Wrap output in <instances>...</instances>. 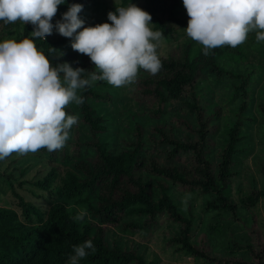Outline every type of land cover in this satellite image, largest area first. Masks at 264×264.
Wrapping results in <instances>:
<instances>
[{
    "label": "trees",
    "instance_id": "1",
    "mask_svg": "<svg viewBox=\"0 0 264 264\" xmlns=\"http://www.w3.org/2000/svg\"><path fill=\"white\" fill-rule=\"evenodd\" d=\"M132 1L121 0V5ZM91 2L94 0H65L58 6L52 23L55 25L61 20L58 18L70 4L83 6L80 17ZM180 2L142 0L141 9L151 15L150 27L166 37L174 33V25L181 30L187 27L189 17L177 15ZM16 30L15 40L33 39L53 66L67 62L73 68H83L87 71L83 78H87L88 72L97 71L92 62L88 66L78 64L82 57L77 60L67 57L69 38H34L31 24L20 23V30ZM192 44L193 40L189 38L176 55L160 57L162 68L156 75L140 70L138 75L144 76L140 81L141 91L150 94L155 104L150 109L138 111L137 115L147 123L142 125L135 120L119 144L103 139L106 131L104 118L93 105L98 102L112 104L110 93L106 92V95L96 89L100 81L78 90L84 103L75 104V108L78 121L89 136L84 140L86 145L71 161L68 158L59 161L61 171L57 165H50L42 177L32 181L40 190H47L55 184L53 191H46L49 201L43 208L25 202L20 195H16L18 209L0 205V264H66L73 254V246L87 240L92 241L95 251L86 250L88 255L81 259L82 264H128L132 261L150 264L137 253L128 236L150 229L153 223L156 224V218L163 214L178 225L170 242L176 244L177 253L192 256L189 258L193 264H247L240 258L229 262L209 257L211 255L199 249L195 236L191 237L195 230L193 218L183 215L168 194L169 185L187 186V190L204 196L202 211L208 213L212 210L209 217L231 215L230 223L240 220L244 225L242 214L247 210L250 215L251 207L264 196L263 187L243 195L238 202L229 197L228 179L232 173H237L232 155L242 150L243 147L240 149L237 145L245 142L243 140L248 135L241 129L242 113L252 110L244 100L248 94L245 87L251 81L252 72L251 66L244 61L245 53L241 46H224L204 55L202 45L192 51ZM229 62L231 65L238 62L241 67L232 68ZM263 67L261 65L260 70ZM256 82L255 78L250 83ZM230 90L228 104L236 112L227 122L222 119V107L215 95H229ZM259 93L264 100V89ZM252 100L251 97L250 104L253 105ZM65 110L69 114L68 108ZM256 111L264 119V101L256 103ZM170 116H175V125L173 121L168 123ZM218 146L221 151L214 156ZM47 152V161L51 164L55 160L54 151ZM77 205L87 212L80 220L75 219L80 212ZM240 238L230 241V252L237 249L248 257L252 254V245L245 233ZM254 256L257 257L255 264H263L259 254Z\"/></svg>",
    "mask_w": 264,
    "mask_h": 264
},
{
    "label": "clouds",
    "instance_id": "2",
    "mask_svg": "<svg viewBox=\"0 0 264 264\" xmlns=\"http://www.w3.org/2000/svg\"><path fill=\"white\" fill-rule=\"evenodd\" d=\"M189 17L187 36L210 50L236 48L255 32L257 42L264 41V0H182ZM65 0H0V21L5 24H31V36L44 40L56 32L71 40V48L86 55L97 71L73 68L69 63L52 62L27 37L0 42V160L13 153L27 155L41 149L61 150L69 139V130L78 124L69 115L70 103L82 105L77 90L95 81L114 87L133 84L140 70L156 75L162 68L158 54L161 31H154L151 15L129 3L107 13L110 23L84 26L79 18L83 6L72 3L61 20L52 23L58 6ZM52 51H56L52 49ZM80 210L75 219H83ZM95 251L91 240L73 246L68 264H79Z\"/></svg>",
    "mask_w": 264,
    "mask_h": 264
},
{
    "label": "rangeland",
    "instance_id": "3",
    "mask_svg": "<svg viewBox=\"0 0 264 264\" xmlns=\"http://www.w3.org/2000/svg\"><path fill=\"white\" fill-rule=\"evenodd\" d=\"M94 3H89L86 7L87 9L79 17L83 21L86 19L84 22L85 27L107 21V13L111 9L126 7L129 3L141 8L142 0H133L123 6L121 5V0H94ZM177 11L178 16L188 17L182 0ZM172 28L174 33L166 37L163 36V39L158 42L157 51L160 57L176 55L181 50L182 43L189 39L184 29L181 30L176 25ZM16 29L20 30V22H17V24H5L0 21V42H3L6 38L14 39L17 32ZM48 37L56 39L63 36L59 35L54 28L52 35ZM70 45L71 43L66 48L68 50L66 53L67 57L71 60L82 57L81 60L78 59L79 62L77 63L88 66L91 62L90 59L86 55L74 51ZM200 46V44L193 41L192 51H196ZM239 46L245 53V63H248V66L252 68L249 78L251 81H248L245 87L246 94H248L247 97L246 95L244 97L247 105L252 107V110L242 113L243 124L241 129L248 135L243 140L245 142H240L237 145L240 149L243 147L242 150L232 155V160L235 163L234 168L237 173H232L228 182L230 200L235 202H238L243 195L250 193V191L264 187V170H262L264 169V119L256 111V103L264 101L259 93L260 89H264V67L260 70L261 65L264 66V41L257 42L255 32H250L246 42ZM37 49L42 52L39 48ZM229 63L232 68L241 67L238 62L232 65V62ZM256 75H259V77H256ZM142 78L144 76L138 75L137 80L133 84L119 88L109 85L106 81H100L96 84V89L103 91L101 93L106 95V92H109V98L113 99L112 104L108 102L93 104L96 111L104 118L106 131L103 139L105 141H115V143L119 144L121 138L132 128L135 120L141 122L142 125L147 123L137 113L143 108V110L150 109L155 104V100L150 94L142 93L143 86L140 82ZM255 78L258 82L251 84L250 82H254ZM231 93L232 91L230 90L228 92L229 95H218L219 97L217 94L215 95L222 107L220 109L222 119L223 121L226 119L227 122L230 121L229 116L234 115L235 111L230 109L231 106L228 104ZM251 97L253 98V105L250 104ZM90 102L92 103V101ZM171 104L174 105L173 102ZM67 108L69 115L78 116L74 102L70 103ZM174 118L175 116H170L168 123L173 121L172 124L175 125ZM185 118L187 117L185 116ZM186 120L189 122L188 118ZM70 131L69 139L66 141L64 148L54 151L55 160L51 161V164L47 161L49 158L48 152L41 150L27 155L13 153L8 158L0 160V205L18 209V198L16 195L22 196L25 202L29 201L34 207L40 206L43 208L46 205V202L49 201V194L46 191H53L55 184L50 185L47 190H40L32 184V181L42 177L48 171L50 165H57L59 171H61L59 161L62 162L64 158H68L71 161L77 156V152L80 153L84 149L83 146L86 145L83 144L86 142L84 140L89 138L86 128L78 121V124L74 125ZM209 143L214 144L211 140H209ZM220 151L221 149L218 146L214 151V156L216 154L219 155ZM64 155L68 156L64 157ZM180 160L182 161L183 159L180 158ZM21 181H23L22 184H20ZM168 194L183 215L193 218L192 225L195 230L191 237L195 236L194 240L197 243V247L204 251L206 255L229 262H234L240 258L247 261V264H255L257 257L254 255L257 253L261 263L264 264V196L259 197L256 204L251 207L250 215H247V210L242 214L245 225L249 224V226H245L240 220L230 223L232 221L231 215L229 217L228 215L218 214L209 217L208 215L213 212L212 210L208 213L202 211L204 196H201L198 192L187 190V186L181 184L169 185ZM76 207L79 211L83 209L80 205ZM247 208L250 209V207ZM170 221L165 214L159 215L156 218V224L153 223V227L144 232L128 236L129 239H132L131 245L135 246L137 253L142 256L145 262L150 264H182L188 259V256L183 252L177 253L176 244L170 242V237L174 235L178 226ZM243 233L247 235L248 242L252 245L253 251L248 257L237 249L230 252L231 248L229 249L228 247V245H231V240H237L239 237L243 238ZM121 235L125 236L124 234ZM232 245L236 246L237 244ZM238 246L241 247V245ZM196 260L198 261L199 259L196 258ZM79 264H82L81 260ZM128 264L138 263L132 261V263Z\"/></svg>",
    "mask_w": 264,
    "mask_h": 264
},
{
    "label": "built area",
    "instance_id": "4",
    "mask_svg": "<svg viewBox=\"0 0 264 264\" xmlns=\"http://www.w3.org/2000/svg\"><path fill=\"white\" fill-rule=\"evenodd\" d=\"M182 264H184V262ZM185 264H193L191 258L188 257V259L185 261Z\"/></svg>",
    "mask_w": 264,
    "mask_h": 264
}]
</instances>
